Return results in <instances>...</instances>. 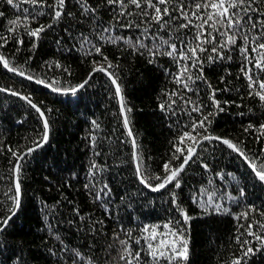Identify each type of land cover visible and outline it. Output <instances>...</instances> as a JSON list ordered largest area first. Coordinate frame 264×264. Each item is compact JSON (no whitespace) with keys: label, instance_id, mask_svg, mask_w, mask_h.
<instances>
[{"label":"snow or ice","instance_id":"1","mask_svg":"<svg viewBox=\"0 0 264 264\" xmlns=\"http://www.w3.org/2000/svg\"><path fill=\"white\" fill-rule=\"evenodd\" d=\"M45 43L55 52L38 63L36 53ZM129 57L143 58L174 85L161 88L156 98L161 119L174 130L160 160L148 154L132 127L123 77ZM78 68L84 70L80 76ZM218 69L223 74L214 84L217 77L207 73ZM0 78V110L16 108L18 125L34 121L21 143H10L0 131V159L7 162L0 173V264H29L23 242L10 237L25 208L27 169L48 147L56 113L34 95L35 85L72 106L89 88L103 89L116 101L112 124H122L125 146L130 141L125 158L113 154L109 163L103 145L115 137L102 136L104 125L90 119L82 188L98 212L69 203L67 217L57 216L68 201L63 185L46 178L61 197L51 205L40 200L46 264H191L192 205L198 216L236 221L231 250L218 264H252L264 253V200L255 202V193L264 192V0H0ZM233 93L238 99L225 98ZM245 97L259 113L256 107L231 113L244 121L237 136L217 132L218 117L229 106H243ZM224 159L239 163L225 166ZM53 165L59 167L56 160L47 167ZM197 168L203 182L185 196L184 185ZM79 176L69 169L68 186ZM156 196L165 212L163 231L138 212L155 205ZM53 219L75 228L83 243L64 236Z\"/></svg>","mask_w":264,"mask_h":264},{"label":"trees","instance_id":"2","mask_svg":"<svg viewBox=\"0 0 264 264\" xmlns=\"http://www.w3.org/2000/svg\"><path fill=\"white\" fill-rule=\"evenodd\" d=\"M54 52L55 46L51 43H45L36 53V61L39 63L48 59ZM69 62H74V58H70ZM123 64L125 66L123 77L126 84V95L133 108L131 117L133 130L143 147L148 150V154L160 160L167 150V141L171 138L174 130L170 131L167 120L161 119L156 98L160 96L161 88H171L174 85L167 83L159 71L150 70L143 58L129 57L123 61ZM227 66L225 65V67ZM31 67L35 68L37 72L40 71L37 64H32ZM83 71V69L78 68L75 74L80 76ZM207 74L210 77L215 75L217 79H213V83L219 84L218 76L223 74V70L218 69L215 74ZM228 78L232 79V77ZM97 79L102 80L103 77L98 76ZM0 82H3V78H0ZM35 87L37 91L34 95L47 104H51L56 109V113L52 116L53 125L48 147L38 152L36 159L31 161L27 169L25 208L16 218L13 228L15 235L10 237V240L23 242L24 254L29 259V264H46L45 257L48 256V253L45 250V245L48 244V241L44 237L48 233L42 229L39 222L43 220L44 216L40 200L45 199L51 205L56 200L61 199L59 192L46 183V178H50L53 184L60 183L63 185V194L68 201L63 204V210L57 212V216L67 217L69 203L78 204L85 212H98L82 188L84 172L91 155V150L85 148L88 141L84 135L90 128V119L95 116L104 125L101 132L102 136L112 135L115 137L111 142L105 140L103 145V151L109 156V163L113 162V154L116 158H125V155L130 151V141L129 146H125L122 137L126 133L122 130V124H112L110 117L113 108L116 107V101L110 100L103 89L97 88L93 91L89 88L88 94L82 97L81 102L72 106L71 104H63L58 95L51 93L43 86L35 85ZM2 95L0 93V96ZM225 98L238 99L235 93ZM244 99L245 104L243 106L239 108L236 105L229 106V111L218 117L214 125L217 132L237 136L244 121L231 113L246 111L247 107H256L257 114L259 113L258 106L250 103L247 97ZM17 120H19V116L16 108L7 111L0 110V125H2L0 131H3L6 137H11L9 142L12 144L23 142L24 135L33 131L34 121L32 119H28L21 125L17 124ZM112 128H116V132L113 133ZM18 137L19 139H17ZM99 159L103 162V157ZM53 160L58 162L59 167L53 165L48 168L47 166L52 164ZM238 163L239 161L232 159L223 160L225 166L231 165L233 168ZM6 166L7 162L0 159V173ZM69 169L80 173L78 178H73L70 181L71 187L68 186ZM199 171L198 168L195 169L193 173L195 179L189 177V184L184 185L185 196L188 195L189 187L194 188L198 182H203ZM123 175L126 176L127 171ZM119 178V176L116 177L117 180ZM4 188V183L0 181V196L4 194ZM255 195L257 196L255 201L257 204L264 200V192L258 191ZM28 197H33V200L29 202ZM151 198L150 196L149 199ZM155 199L157 201L155 205L149 209H138V212L143 213L141 219L145 223H156L163 231L160 221L165 219V212L160 206V197L156 196ZM192 207L195 212L193 213L194 220L190 224L191 264H218V261L231 250L228 241L232 238L236 221L227 215L216 219L198 216L199 208L196 205H192ZM233 211H240V207H234ZM52 224L71 241L83 243V238L76 234L75 228L70 229L67 224L58 223L56 219L52 220ZM252 264H264V253L255 255L252 258Z\"/></svg>","mask_w":264,"mask_h":264}]
</instances>
